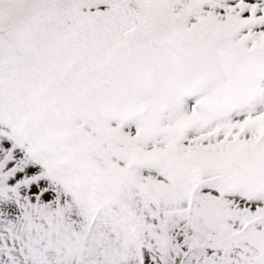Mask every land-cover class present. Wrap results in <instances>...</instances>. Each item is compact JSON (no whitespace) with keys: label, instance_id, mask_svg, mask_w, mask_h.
Masks as SVG:
<instances>
[{"label":"snow or ice","instance_id":"6c2138e0","mask_svg":"<svg viewBox=\"0 0 264 264\" xmlns=\"http://www.w3.org/2000/svg\"><path fill=\"white\" fill-rule=\"evenodd\" d=\"M0 264H264V0H0Z\"/></svg>","mask_w":264,"mask_h":264}]
</instances>
